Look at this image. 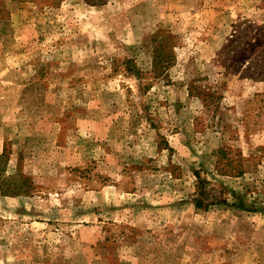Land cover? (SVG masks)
Returning a JSON list of instances; mask_svg holds the SVG:
<instances>
[{"label": "rangeland", "instance_id": "obj_1", "mask_svg": "<svg viewBox=\"0 0 264 264\" xmlns=\"http://www.w3.org/2000/svg\"><path fill=\"white\" fill-rule=\"evenodd\" d=\"M5 147L0 264H264V0H0Z\"/></svg>", "mask_w": 264, "mask_h": 264}, {"label": "trees", "instance_id": "obj_2", "mask_svg": "<svg viewBox=\"0 0 264 264\" xmlns=\"http://www.w3.org/2000/svg\"><path fill=\"white\" fill-rule=\"evenodd\" d=\"M126 63L127 64H133L134 61L131 60V59H127L126 60ZM133 67L135 68L136 67V64L133 65ZM9 150L7 147L4 148V150L0 153V160L4 159V158H8L9 157ZM3 173V172H2ZM21 174V173H20ZM22 177V182H18L15 178V176H11V177H8V178H5L4 174L3 176H1V180H0V190H1V193L3 195H17V194H20V193H23V192H26V193H30L31 192V189L34 188V182L33 180H31L29 177H26L24 176V174L21 175ZM199 179H200V176H199ZM203 181L199 180V184H198V188H200V185H202ZM208 183L207 180H205V184ZM23 185H26V188L23 186ZM200 193H205L204 192V187L201 186V190H200ZM196 206L197 207H200V208H208L207 205H205L203 203V201L200 199V198H196Z\"/></svg>", "mask_w": 264, "mask_h": 264}]
</instances>
